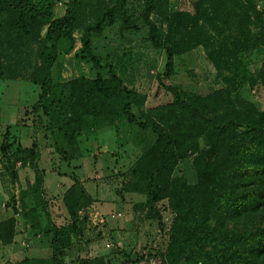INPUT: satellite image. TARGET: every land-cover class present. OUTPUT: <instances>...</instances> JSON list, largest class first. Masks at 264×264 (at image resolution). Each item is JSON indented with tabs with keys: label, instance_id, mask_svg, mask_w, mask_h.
I'll return each instance as SVG.
<instances>
[{
	"label": "trees",
	"instance_id": "obj_1",
	"mask_svg": "<svg viewBox=\"0 0 264 264\" xmlns=\"http://www.w3.org/2000/svg\"><path fill=\"white\" fill-rule=\"evenodd\" d=\"M144 2L142 18L148 27V38L154 47L165 50L166 71L171 70L175 55L202 47L208 61L226 72L222 94L229 97L228 106L235 114L252 112L253 105H241L243 97L238 87L248 77L264 86V63L252 75L241 66L240 58L264 48V10H257L253 0H196L191 13L177 12L165 19L167 31L162 37L149 19L156 0ZM124 3L125 0H113V7L83 30L79 58L92 64L97 72L93 79L60 82L52 77L59 55L70 53L74 47L73 34L81 11L79 0H67V11L62 17H55L53 0H0V56L10 40L31 37L46 27L38 48L40 69L34 79L40 94L32 110L47 119L53 149L61 161L70 162L76 157L77 141L88 118L100 123L99 127L114 126L123 120L152 131L155 140L136 160L131 171L134 182L124 184L123 191L145 196L148 208L143 213L150 225L154 220L160 225V216H151L153 206L169 201L174 214L169 231V261L186 258L190 264H264V124L249 116L244 120L240 115L226 116V105L221 113L220 103L193 105L182 99L176 89L166 86L175 103L192 111L198 127L199 123L205 126L206 145L213 156L212 161L197 170L196 188L190 187L183 177H174L187 152L179 148L175 136L164 126L139 121L131 111L133 105L141 108L138 94L92 52L93 39L114 25L116 11ZM101 71H107L105 77ZM15 79L14 71L0 60V81ZM257 110L254 112L264 113ZM228 132L236 137L239 146L223 143ZM36 149L34 143L16 151V163L34 171V181L20 193V203L32 238H48L51 255L24 258L18 263L67 264L66 259L76 257L78 264H106L101 256L88 257L91 240L80 211L93 201L75 175L61 201L68 221L59 226L53 223ZM43 214L45 225L41 221ZM139 260L127 256V261L134 264Z\"/></svg>",
	"mask_w": 264,
	"mask_h": 264
},
{
	"label": "rangeland",
	"instance_id": "obj_2",
	"mask_svg": "<svg viewBox=\"0 0 264 264\" xmlns=\"http://www.w3.org/2000/svg\"><path fill=\"white\" fill-rule=\"evenodd\" d=\"M79 1L81 11L73 34L74 47L70 53L59 55L52 69L54 81L67 82L81 77L93 79L97 75L89 61L79 58L80 39L87 26L93 25L113 7V0ZM195 1L156 0L149 19L164 37L167 31L165 19H170L177 12L191 13ZM253 1L257 10H264V0ZM66 2L53 0L55 17L66 13ZM144 9V0H125L123 8L116 11L114 25L107 28L100 38L93 39L92 52L101 59L102 65L110 66L124 84L138 94L137 102L141 108L133 105L131 111L139 121L148 124L157 122L175 136L179 148L187 155L179 162L173 176L183 177L190 187L196 188L197 170L213 159L206 145L205 126L199 123L201 127H198L192 111L175 103L174 95L165 87L176 89L182 99L193 105L201 107L208 101L220 103L221 113L223 105H226V116L240 115L243 120L249 116L264 124V113L254 112L264 110V86L249 77L242 80L238 87V93L243 97L241 105L246 103L254 107L252 112L235 114L228 106L229 97L222 94L226 72L208 61L202 47L175 55L172 68L167 72L165 50L154 47L148 38V27L142 18ZM45 30L46 27L39 28L31 37L19 38L18 42L10 40L3 49L4 55L0 56L3 64L16 75L15 80L0 81V182L5 193L4 197L0 188V264H19L17 251L20 257L28 258H48L51 255L49 239L40 237L38 239L43 240L34 243L25 225L20 203V193L25 189H22L17 175L21 165L16 163L19 158L16 151L22 148L23 139L28 144L31 141L34 144L36 136H40L43 147L46 143V150L50 146L53 148L47 119L32 110L40 94L34 79L40 69L38 48ZM240 62L249 74L255 75L264 63V48L243 54ZM106 73L101 71L103 77ZM223 99L227 102H222ZM88 119L77 141L78 159L69 164L58 163L60 158L54 157L50 151L44 155L45 160L41 156L39 161V168L45 170L46 192L49 196L53 195L48 202L53 223L59 226L68 221L60 192L71 185L68 176L74 172L92 196L94 208L91 212H111L117 217L116 222L104 226L102 234L95 227L94 217L89 216L87 208L80 211L91 240L88 257L101 256L106 264H134L127 261V256L131 260L140 259L136 264H190L186 258L168 259L169 231L174 220L169 201L163 200L153 206L151 216L159 215L160 225L157 220L149 225L143 213L148 208L145 196L123 191L124 184L134 182L132 168L140 155L152 145L155 135L149 128L143 130L123 120L114 126L104 124L99 127L100 123H92V118ZM223 143L240 145L230 132L226 133ZM59 171L66 174L61 176ZM41 221L42 225L46 224L44 214ZM65 262L78 264L76 257Z\"/></svg>",
	"mask_w": 264,
	"mask_h": 264
},
{
	"label": "crops",
	"instance_id": "obj_3",
	"mask_svg": "<svg viewBox=\"0 0 264 264\" xmlns=\"http://www.w3.org/2000/svg\"><path fill=\"white\" fill-rule=\"evenodd\" d=\"M35 143H37V151L39 152V159H38V161H37V166H38V169L39 170H41V171H45L44 169H40L39 168V161H40V159H41V156H43V158H44V155H48L49 153H50V151H52L53 153H54V157H56V156H58L55 152H54V149L53 148H50L49 147V150H46V146H45V144H44V147L42 146V143H43V141H42V138H40V136H36V138H35ZM32 143V144H31ZM33 145V141H31L30 142V144H28V141L26 140V139H23L22 141H21V146H22V148L23 149H28V148H30L31 146ZM59 157V156H58ZM53 158V155L51 156V159ZM79 157L78 156H76L73 160H75V159H78ZM44 160H45V158H44ZM73 160H71V161H73ZM70 161V162H71ZM59 162H62V163H70V162H64V161H61V160H58V163ZM58 173H60L59 175H61V176H64V174H66V173H62V172H58ZM75 175V173L74 172H72L68 177H69V179L71 180V177L72 176H74ZM44 177H45V173H44ZM75 177H77L76 175H75ZM27 178V179H26ZM78 178V177H77ZM18 179H19V182H20V185H23V187H22V189H27L28 187H30L31 186V184L33 183V181H34V171L30 168V167H28V166H26V167H24V168H21L20 170H19V172H18ZM79 179V178H78ZM81 182H82V184H83V186L85 187V185H84V183H83V180H81V179H79ZM45 184L43 183V188H44V193H45V197L49 200V197H52L53 195H51V196H49L48 194H47V192H46V189H45V186H44ZM71 185H72V180H71ZM70 185V186H71ZM69 186V187H70ZM68 187V188H69ZM0 188H1V191H2V194H3V196L5 197V193H4V190H3V187H2V185H1V182H0ZM67 188V189H68ZM63 189V188H62ZM67 189H65V190H63V191H59L60 193H61V196L64 194V192L67 190ZM88 192V191H87ZM89 193V192H88ZM91 207H87V211H88V214H89V216H93L94 218V221L96 222L95 223V227H97L98 229H99V231H101V232H103L102 234H104V226H106V224H108L109 222H116V220H117V217L114 215V213H108V214H103L101 211L100 212H98L97 210H94L93 211V213L91 212V209L92 208H94V206H93V204H91L90 205ZM97 214V215H96ZM120 214V213H119ZM89 220V219H88ZM150 225V224H149ZM88 227V226H87ZM86 227V228H87ZM100 233V232H99ZM33 241H34V243H36L37 242V240L38 241H42L43 239H38V238H36V239H32ZM33 252V251H32ZM16 255L17 256H19L18 258H19V260H17V261H21V260H23L24 258H28V257H26V256H24V257H20V255H19V253H18V251L16 252ZM16 256V257H17Z\"/></svg>",
	"mask_w": 264,
	"mask_h": 264
},
{
	"label": "built area",
	"instance_id": "obj_4",
	"mask_svg": "<svg viewBox=\"0 0 264 264\" xmlns=\"http://www.w3.org/2000/svg\"><path fill=\"white\" fill-rule=\"evenodd\" d=\"M20 165V164H19Z\"/></svg>",
	"mask_w": 264,
	"mask_h": 264
}]
</instances>
